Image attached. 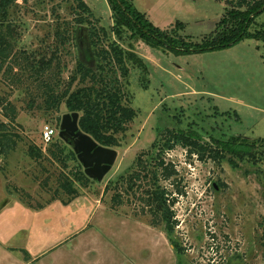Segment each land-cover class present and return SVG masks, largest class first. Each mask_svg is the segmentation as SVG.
I'll list each match as a JSON object with an SVG mask.
<instances>
[{
  "label": "rangeland",
  "instance_id": "obj_1",
  "mask_svg": "<svg viewBox=\"0 0 264 264\" xmlns=\"http://www.w3.org/2000/svg\"><path fill=\"white\" fill-rule=\"evenodd\" d=\"M85 1L98 20L97 26L105 27L110 40L116 39L108 0ZM132 2L156 27L192 42H202L217 29L222 17L229 18L227 0ZM76 6L75 0H18L7 18L16 45L0 68V192L11 199L0 218L29 221L35 231L47 225L48 236L70 227L63 223L64 209L54 201L69 200L61 184L79 168L84 170L79 160L64 156L73 148L59 137L62 117L71 111L65 103L46 110L42 101L43 78L61 80L62 90L77 70L79 59L96 63V46L86 27L80 31L75 24ZM253 27L264 28V12ZM76 29L86 36L82 44L76 43ZM63 32H67L65 42L60 39ZM133 34L136 31L129 29L118 42L139 54L149 72L144 76L129 63L128 77L118 74L125 103L137 116L119 135L121 145L114 147L119 155L112 170L100 183L74 181L79 191L78 221L88 222L84 238L102 236L100 241L113 264H264V159L256 164L230 153L217 159L205 154L201 159L181 145L162 152L152 149L154 141L162 137L161 130L168 128L194 135L201 142L211 138L227 141L234 136L264 140L263 37L177 54L165 47H152ZM104 45L106 40L97 49ZM89 46L90 55L85 51ZM46 61L51 66L38 76L32 66L39 70ZM45 125L56 129L55 141L65 149L61 156L65 162L50 153L57 152L55 143L43 142ZM30 147L38 149L41 156H31ZM147 151L151 155L144 153ZM137 157L148 163L149 170L155 171V164L164 159L178 172L167 180L157 168L158 187L169 193L168 205L176 221L172 231L147 201L146 190L156 188L153 174L134 190H126L125 183L120 205H113L115 190L106 191L110 180L131 171Z\"/></svg>",
  "mask_w": 264,
  "mask_h": 264
},
{
  "label": "trees",
  "instance_id": "obj_2",
  "mask_svg": "<svg viewBox=\"0 0 264 264\" xmlns=\"http://www.w3.org/2000/svg\"><path fill=\"white\" fill-rule=\"evenodd\" d=\"M17 1L0 0V68L12 56L16 45L13 29L7 22V18L9 9ZM75 1L77 3L76 11L74 12L75 24L80 28L86 27L93 46H96L93 50L96 63L94 66H90L88 63L79 60L77 70L68 86L62 90L59 89L61 80L53 82L48 78H43L44 92L42 95L44 100L42 101L46 110L58 109L62 103H65L69 111L79 112L80 128L106 147H119L121 145L119 135L127 131L128 124L137 116L136 110L125 103L127 98L122 90L120 77H128L129 63L140 68L144 76L149 72L147 64L139 54L133 50L125 49L118 42L124 39L125 33L129 29L135 30L137 34H133V36L138 35L136 38L140 37L139 39H143L148 45L165 47L177 54L225 48L245 38L263 37L264 39V28L252 30L255 20L264 12V0H227V4L230 6L227 8L229 18L226 16L222 17L218 22L217 29L210 32L202 42H192L188 37H177L178 33L174 31L159 29L136 9L132 0H108L114 20L111 31L116 36V39L110 40L105 27L97 26L96 22L98 20L94 19L87 2L85 0ZM63 33L60 35V39L65 42V34L67 32ZM103 40L107 41V45L97 49V46L101 45ZM41 66L42 68L39 70H35L34 65L31 69L38 76H42L51 66V62H42ZM118 74H120V77ZM74 84L77 85L75 89L73 88ZM11 110L14 114V109ZM160 134L162 136L161 139L155 140L152 145V149H158L160 152L172 150L176 146L181 145L189 149L190 153L198 154L201 159H203L205 154L208 157L217 159L224 158L228 153L233 154L240 160L247 159L256 164L264 159V140L262 139L234 136L227 141L211 138V141L204 140L201 142V139H196L194 135L177 132L169 128L166 131L161 130ZM50 144H54L58 152L50 150V153L54 158L62 160L61 156L65 152L64 147H61L56 141ZM2 147H4V143H2ZM214 149L216 151L215 155L211 154ZM144 153L151 155L149 151ZM30 154L36 158L41 156V152L35 147H30ZM159 155L161 156V153ZM64 156L77 159V155L73 150L70 154ZM230 161L237 165L233 158ZM62 162L65 161L62 160ZM155 165V171L149 170L148 163L142 157H137L131 171L128 174L122 173L110 180L106 186V191L115 190L112 198L113 205H120L123 203V192L121 189L124 190L125 183L128 184L126 190H134L140 186L138 183L143 178H146L150 173L153 174L152 184L156 185V188L154 189L151 186L146 190L147 201L149 204L154 205L155 208L152 209L161 214L166 221L168 229L172 231L176 221L173 220V212L170 210V205H168L167 196L169 193L166 189L160 190L158 187L159 173L157 168L160 169L163 178L167 180L175 175L178 176V172L174 165L165 164L164 159H159V162ZM75 180L84 184L94 181L80 168L73 173L72 177L67 176L61 186L70 195L68 201L79 196V191L75 187ZM262 227L264 240V217Z\"/></svg>",
  "mask_w": 264,
  "mask_h": 264
},
{
  "label": "crops",
  "instance_id": "obj_3",
  "mask_svg": "<svg viewBox=\"0 0 264 264\" xmlns=\"http://www.w3.org/2000/svg\"><path fill=\"white\" fill-rule=\"evenodd\" d=\"M5 198V194L0 192V202ZM78 198L68 202L54 201L58 208L64 209L63 223L70 226L60 230L59 234L48 236L47 225L42 231H35L34 224L31 225L29 221L17 223L16 219L0 218V264H113L106 246L100 241L102 236L90 234L84 238L88 222L78 221ZM8 199L9 204L11 199ZM84 239L89 241L85 242Z\"/></svg>",
  "mask_w": 264,
  "mask_h": 264
},
{
  "label": "water",
  "instance_id": "obj_4",
  "mask_svg": "<svg viewBox=\"0 0 264 264\" xmlns=\"http://www.w3.org/2000/svg\"><path fill=\"white\" fill-rule=\"evenodd\" d=\"M79 120V112L65 113L60 124L59 137L73 148L85 174L100 183L112 170L119 153L115 148L101 145L91 135L84 132L80 128ZM8 202V198L0 202V211Z\"/></svg>",
  "mask_w": 264,
  "mask_h": 264
},
{
  "label": "built area",
  "instance_id": "obj_5",
  "mask_svg": "<svg viewBox=\"0 0 264 264\" xmlns=\"http://www.w3.org/2000/svg\"><path fill=\"white\" fill-rule=\"evenodd\" d=\"M56 129L50 125H45L42 130V139L45 144H50L55 141Z\"/></svg>",
  "mask_w": 264,
  "mask_h": 264
},
{
  "label": "flooded vegetation",
  "instance_id": "obj_6",
  "mask_svg": "<svg viewBox=\"0 0 264 264\" xmlns=\"http://www.w3.org/2000/svg\"><path fill=\"white\" fill-rule=\"evenodd\" d=\"M82 29H83V28H82ZM82 29H80V31H81ZM80 31L78 32L77 29H76V41H77L76 43H77V44H78V43H81V42L83 43V42H84V38H86V36H85L84 34H81V35H80V33H81ZM77 32H78V33H77ZM87 36H88V31H87ZM88 37H89V36H88ZM88 37H87V38H88ZM88 39H89V38H88ZM90 40H91V39H90ZM82 43H81V44H82ZM86 43H87V45H89L88 41H87ZM90 43H91V42H90ZM91 46H92V45H91ZM91 46L87 47V49L85 50L87 53H89V55H90V52H89L88 50L91 49ZM91 53L93 54V52H91ZM94 55H95V54H94ZM94 58H95V57H94ZM79 60H80V59H79ZM82 61L88 63L90 66H93V65H94V64L92 63V61H85V60H83V59H82Z\"/></svg>",
  "mask_w": 264,
  "mask_h": 264
}]
</instances>
